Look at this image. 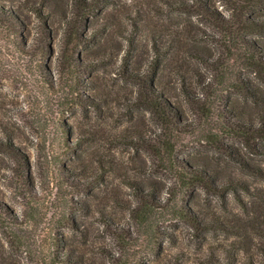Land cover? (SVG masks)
I'll use <instances>...</instances> for the list:
<instances>
[{
	"label": "rangeland",
	"instance_id": "obj_1",
	"mask_svg": "<svg viewBox=\"0 0 264 264\" xmlns=\"http://www.w3.org/2000/svg\"><path fill=\"white\" fill-rule=\"evenodd\" d=\"M245 3L0 0V264H264V134L232 128L264 115V0ZM182 164L213 178L186 187Z\"/></svg>",
	"mask_w": 264,
	"mask_h": 264
},
{
	"label": "trees",
	"instance_id": "obj_2",
	"mask_svg": "<svg viewBox=\"0 0 264 264\" xmlns=\"http://www.w3.org/2000/svg\"><path fill=\"white\" fill-rule=\"evenodd\" d=\"M80 3H83L84 0H78ZM250 0H246V3H248ZM245 3V4H246ZM206 11L208 13H210L211 15L213 13H211L210 9L208 7H205ZM7 13V18L11 17L13 19H9L8 21H16L17 17L13 16L12 12H5ZM17 22V21H16ZM242 23L240 24L241 26H243L244 28H250L253 25H259V23H257L254 19H250L247 18L243 21H241ZM18 23H20L21 25H24V20H18ZM240 25L238 26V28L240 29ZM71 36H73L72 39V43H77V41L79 39L82 38L81 35L77 34V33H73ZM262 48L257 46V44H253L251 47V50L249 51V58H250V63L253 66H261L264 68V56H259L260 54V50ZM69 55V57L73 58L72 56V50H68L67 52V56ZM259 57V58H258ZM72 63L74 61V63L78 66L81 65L80 60H71ZM159 62L157 60V63L154 65V67L157 69H159ZM154 71L153 74L150 76L149 79L144 80L143 82V89H144V97L146 98L148 104L150 106H152L153 108H155V110L157 112H159L160 114V118L163 122L162 124V131L160 133H158V140L160 141V149L164 150L165 152L168 153L169 156H171V152L173 150V148L175 147V145L173 144L174 140H176V135H177V129L182 125V118L178 112V108L173 106L171 104V102L168 100V97L165 93L164 88L162 87V80H160V78L158 77V72ZM136 75L139 74V72L135 73ZM140 78V77H139ZM186 93L190 95L189 91L186 90ZM235 126H232V128L234 129H239V131L248 133V131L250 132H261L262 134H264V115H263V120L261 123L256 124L253 122L248 121L247 123H242L240 121L237 120V122H235ZM239 123H242L239 124ZM259 125V126H258ZM8 146L11 147V149L16 150L19 152V149L13 145H10V142L8 141ZM20 153V152H19ZM181 167L184 169L182 172V176H183V184L188 187L191 186L194 182L195 184H204L206 185L207 181H210L213 178V175L211 174L210 170L205 167V166H189L186 164H182ZM212 185L215 186V183H212ZM193 186V185H192ZM148 196L152 197L153 199L156 200V197L153 193H149L147 194ZM193 216V215H191ZM193 219H197V220H201V217L198 216H193ZM80 259H82V257H80ZM79 257H77L76 259H72V257H70V254L67 255V258H65V261L68 264H76L79 260ZM90 264V263H89Z\"/></svg>",
	"mask_w": 264,
	"mask_h": 264
}]
</instances>
